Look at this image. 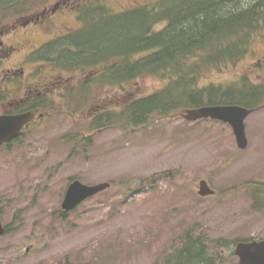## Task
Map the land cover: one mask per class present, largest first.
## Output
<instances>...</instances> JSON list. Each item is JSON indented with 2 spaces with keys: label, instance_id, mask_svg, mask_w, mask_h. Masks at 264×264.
<instances>
[{
  "label": "rangeland",
  "instance_id": "1",
  "mask_svg": "<svg viewBox=\"0 0 264 264\" xmlns=\"http://www.w3.org/2000/svg\"><path fill=\"white\" fill-rule=\"evenodd\" d=\"M252 2L239 6L247 9ZM151 3L100 0L93 7L119 13ZM66 18L70 14L55 18V33L61 34ZM248 40L244 56L206 66L199 81L220 92L263 87L258 110L244 121V150L227 124L209 119L189 122L177 115L152 118L134 130L93 129L96 116L121 111L166 80L144 77L122 90L96 84L78 92L76 80L84 75L45 61L59 46L46 52L52 41L40 40L45 55L32 57L29 87L40 86V80L53 87L40 111L45 118L36 119L9 148L0 147V220L8 228L0 237V264H164L186 237L204 246L208 258L218 257V264H238V242L264 240L258 207L264 194V35ZM74 180L110 187L64 212L61 203ZM201 180L214 196H198Z\"/></svg>",
  "mask_w": 264,
  "mask_h": 264
},
{
  "label": "trees",
  "instance_id": "2",
  "mask_svg": "<svg viewBox=\"0 0 264 264\" xmlns=\"http://www.w3.org/2000/svg\"><path fill=\"white\" fill-rule=\"evenodd\" d=\"M150 1L151 5L119 13L108 12L101 5L93 7L96 3L83 8L81 16L102 21L89 23L75 41H59V50L45 56V61L62 71L84 75L76 80L78 92L85 93L96 84L122 90L123 85L144 77L166 80L163 88L135 97L121 111L96 116L93 129L134 130L145 127L152 118L169 119L202 106L254 108L261 104V86L223 92L199 86L206 66L233 64L244 56L250 35H264V5L260 0H252L247 9L239 6L244 0ZM158 24L165 25L153 31ZM54 43L46 45V52ZM73 46L81 47L80 52L67 50ZM44 98H39L43 105L36 104L40 110L45 109L49 97ZM204 248L186 237L164 264H201L192 259L205 256Z\"/></svg>",
  "mask_w": 264,
  "mask_h": 264
},
{
  "label": "flooded vegetation",
  "instance_id": "3",
  "mask_svg": "<svg viewBox=\"0 0 264 264\" xmlns=\"http://www.w3.org/2000/svg\"><path fill=\"white\" fill-rule=\"evenodd\" d=\"M98 1L100 0H0V117L39 110L36 105L39 104V98L45 99L48 88L53 87L50 80H47V83L43 80L38 81L41 85L33 86L34 89L30 90L29 87V66L35 61L32 57L37 56L41 60L44 57L45 44L40 40L55 42L52 46L58 45L63 39L75 41L78 33L87 29L89 23L102 21L100 18L86 19L80 13L83 8H89ZM30 4L31 9L28 8ZM59 14L63 16L70 14V18H73V21H69L70 18L64 20L61 34L54 32L55 18ZM49 29L53 31L51 35L46 33ZM67 50L76 54L80 52L81 47L77 49L73 46ZM250 109H253L254 113L258 107ZM35 121L36 118L25 125L22 131ZM12 143L0 147L9 148ZM261 203L257 204L262 214L264 194ZM192 260L201 264H218V257L211 259L203 256ZM237 260L240 264L238 258Z\"/></svg>",
  "mask_w": 264,
  "mask_h": 264
},
{
  "label": "water",
  "instance_id": "4",
  "mask_svg": "<svg viewBox=\"0 0 264 264\" xmlns=\"http://www.w3.org/2000/svg\"><path fill=\"white\" fill-rule=\"evenodd\" d=\"M252 110L236 106H202L195 109H188L182 115L184 120L195 122L199 120H215L228 124L232 130L235 143L238 149L244 150L247 147L244 121L251 114ZM36 116L34 111H27L15 116L0 117V145L15 139L21 129L30 123ZM39 116H42L39 114ZM108 183H100L93 186L82 184L78 180L72 181L66 189L61 209L70 212L80 203L103 192L109 188ZM214 194L205 180L198 183V195L207 197ZM5 228L0 220V237L4 235ZM234 255L239 259L240 264H264V240L252 241L249 243L239 242L234 248Z\"/></svg>",
  "mask_w": 264,
  "mask_h": 264
}]
</instances>
